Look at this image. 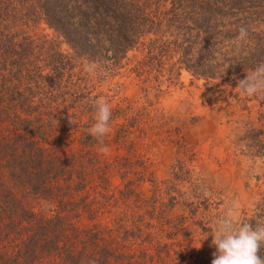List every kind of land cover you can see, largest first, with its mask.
Here are the masks:
<instances>
[{
    "label": "trees",
    "instance_id": "16d2710c",
    "mask_svg": "<svg viewBox=\"0 0 264 264\" xmlns=\"http://www.w3.org/2000/svg\"><path fill=\"white\" fill-rule=\"evenodd\" d=\"M39 21L71 52L57 51L58 41L33 34ZM241 27L248 33L244 39ZM134 48L149 59V70L161 66V74L173 77L186 69L239 89L238 80L264 62V0H0V264H153L177 257L179 264L186 257L211 263L205 249L180 237L185 217L162 215L165 235L156 237L142 214L132 220L136 213L119 211L132 195L142 201L133 180L120 196L95 192L74 201L87 186V173L72 187L66 165L46 164L68 163L61 157L67 142L61 138L47 147L48 134L61 125L89 135L94 102L104 95L77 56L86 63L108 56L111 66ZM241 96L249 115L238 129L264 161V96ZM110 108V127L120 117L123 134L139 127L137 117L128 115L130 104ZM88 137L93 147L100 143ZM97 168L106 181L109 165ZM260 196L262 209L244 218L253 226L264 225V191ZM258 255L264 258V246Z\"/></svg>",
    "mask_w": 264,
    "mask_h": 264
},
{
    "label": "rangeland",
    "instance_id": "374dc122",
    "mask_svg": "<svg viewBox=\"0 0 264 264\" xmlns=\"http://www.w3.org/2000/svg\"><path fill=\"white\" fill-rule=\"evenodd\" d=\"M32 33L38 37L44 35L54 43L58 41L57 51L71 52L70 46L44 21H39ZM76 61L95 64V71L89 77L96 83V89L104 94L102 97L110 107L130 104L128 115L137 117L139 127L128 126L130 129L123 134L126 128L122 130L119 125L125 119L120 117L109 127L103 145L96 143L93 147L84 129L72 133L60 125L48 134V141L44 143L54 147L58 139L66 141L69 147L61 157H66L68 163H57V159L56 163H46L47 166L66 165L67 183L72 187L77 182L79 186L81 175L87 173V186L80 189L83 194H74V201L95 192L120 196L126 189L125 184L133 180L142 201L132 195L126 205L119 204V211L129 209L136 213L131 216L132 220L142 214L143 225L153 230L156 237L165 235L162 215L180 217L179 220L185 217L188 223L180 235L184 243L191 242L194 248L205 249L208 260L213 258L216 249L212 235L218 219L231 217L236 222H246L244 218L251 220L263 207L258 204L264 191V161L238 129L240 121L249 115L240 100L243 96L239 89H231L221 80L207 81L186 69L173 77L167 71L161 74L157 70L161 66L149 70V59L135 48L111 66L108 63L114 60L108 56L94 62L89 60L90 63L77 56ZM138 69H145L141 70L144 74ZM251 117L257 115L251 113ZM104 145L109 149L107 154L100 151ZM97 165L99 169L107 165L111 168L106 181L100 177ZM101 220L105 222L106 218ZM84 223L90 221L86 218ZM130 231L137 233L132 226ZM166 260L156 258L152 263L179 264V257ZM195 260L181 259L183 264H211Z\"/></svg>",
    "mask_w": 264,
    "mask_h": 264
},
{
    "label": "clouds",
    "instance_id": "9594fccd",
    "mask_svg": "<svg viewBox=\"0 0 264 264\" xmlns=\"http://www.w3.org/2000/svg\"><path fill=\"white\" fill-rule=\"evenodd\" d=\"M247 34V29L241 27L239 37L244 39ZM95 67V64H89L86 71L93 73ZM237 87L241 95L264 96V62L245 74L243 79H239ZM93 106L95 123L89 127L88 132L103 145V138L109 132L112 110L104 97L96 99ZM69 123L73 124L70 117ZM100 151L107 154L109 149L104 145ZM212 237V245L216 251L212 254L211 264H264V258L258 255L260 248L264 246V225L253 226L249 222H236L231 217H224L218 219Z\"/></svg>",
    "mask_w": 264,
    "mask_h": 264
}]
</instances>
